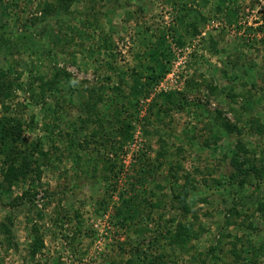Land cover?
<instances>
[{
  "label": "rangeland",
  "instance_id": "374dc122",
  "mask_svg": "<svg viewBox=\"0 0 264 264\" xmlns=\"http://www.w3.org/2000/svg\"><path fill=\"white\" fill-rule=\"evenodd\" d=\"M65 1L0 0V69L10 66L17 84L7 102L24 122L25 146L46 155L30 154L33 169L0 189V264H144L160 256L165 264H264V134L247 125L253 117L264 123V0ZM156 61L168 70L130 107L133 138L114 154L91 137L94 119L81 122L85 89L109 99L120 79L129 94ZM56 68L70 73L62 93L42 96L39 81L29 89L33 75ZM69 84L79 88L74 95ZM249 92L254 107L246 110ZM98 102L100 111L110 104ZM230 149L260 172L238 173ZM107 158L116 161L109 172ZM185 183L186 216L202 229L180 251L165 230L186 218L169 203ZM136 193L143 211L122 226L119 196Z\"/></svg>",
  "mask_w": 264,
  "mask_h": 264
},
{
  "label": "trees",
  "instance_id": "16d2710c",
  "mask_svg": "<svg viewBox=\"0 0 264 264\" xmlns=\"http://www.w3.org/2000/svg\"><path fill=\"white\" fill-rule=\"evenodd\" d=\"M72 0H66V7H68L69 2ZM222 1V0H219ZM222 3V2H221ZM48 9L50 12L53 10L52 4L48 5ZM182 7V6H181ZM220 7V5H219ZM44 9H47L44 8ZM183 9V7H182ZM29 32V31H28ZM27 33V32H26ZM105 43L108 45L107 36L102 37ZM8 43V40L5 41ZM211 49L214 51H218L216 46V42L211 45ZM169 51V50H168ZM166 55V54H165ZM164 55V56H165ZM10 66L6 69H0V99L2 100V111L3 114L0 116V159L1 160V173L2 180H0V189L4 188L5 185L10 183L12 180L18 178L21 174H24L27 169H33V163L36 162V158H29L30 154H43L44 152L38 148L36 143H31L29 146H25V136L23 134L24 122L18 117L13 116L12 106L9 101L10 98L14 96L15 85H17L13 80H9L10 75ZM168 70L167 66L163 61H156L151 65L150 71L147 75V81L145 83L141 82L140 78L135 77L134 82L130 85V95L125 92V89L122 86V83L119 81L116 85L109 87L107 92L113 94L108 99L106 91H100L95 87L86 88L85 90L88 92L86 100H83V106L88 116L81 119L83 126L86 123L90 122V119H94L95 128L91 131V137L94 138V141L98 143L100 146L106 147L108 150L111 148L114 149V154H117V150H122L127 142L131 141L133 138V124L132 119L134 118V114L130 111L131 106L138 105V97L139 94L143 91H147L149 93V89L155 84L159 77L162 76ZM139 75V74H138ZM70 78V73L64 68H56L52 76L48 77L45 73H38L33 75V80L29 83V89L34 92V88H36V82L39 81V90L42 96L45 94H49L51 96H56L63 92L65 88L64 81H67ZM233 87H231L232 89ZM79 88H72L69 84L68 90H70V95H74V92ZM232 94V93H231ZM171 99L170 95L167 94ZM107 98V99H106ZM109 107L105 109V111L99 110V102L109 101ZM255 100L252 97L251 92H249L244 97V107L246 110H251L254 105L253 101ZM155 102L153 105H157ZM161 112V108L158 109ZM241 113L236 114V121H240ZM260 116V115H259ZM95 117V118H93ZM242 119V118H241ZM115 126V134L110 135L109 128L111 125ZM223 125L228 130H233L238 128L237 122L234 124L229 122H223ZM247 125L249 129H252L251 132H257L259 134H264V123L261 121V117H253L252 120L247 121ZM87 126V125H86ZM112 126V128H114ZM88 143V141H86ZM86 143V144H87ZM239 150L242 149L241 146H238ZM166 150V149H165ZM231 155V163L234 165L235 169L239 171L241 174H249L250 171H253L255 174L259 173V168L256 166L255 160L251 161L250 166H244V161L235 151V149L229 150ZM163 153V152H162ZM44 156L45 153H44ZM35 157V156H34ZM146 165V164H145ZM116 166V161L111 160L109 158L106 159L105 162V171L109 172L110 169L113 170ZM149 169L146 166L142 167L141 174L147 173L146 170ZM149 171V170H148ZM104 179H108L109 175H103ZM187 183H190L188 180ZM194 185L192 184V187ZM189 190L188 184L182 185L179 192H176L175 195L171 197L169 203L177 205L179 204L180 210L184 212L185 220L181 219L175 224L172 228H167L165 230V239L169 242V244H173L175 247L179 248L180 251H186L187 249L192 247L191 241L193 239L199 238L201 233L202 226L201 224L195 223V221H191L187 218V214L191 212V205L187 201V192ZM142 203L144 200L139 198V194H132L129 197L120 194L119 202L115 206V214L119 219L122 226L129 225L135 220L137 214L140 211H143ZM160 205V202L154 204V206ZM144 215V214H143ZM147 217L149 214L146 215ZM197 217V215H195ZM195 224L198 227H195ZM4 231L9 232V228L7 224H3ZM43 241L39 238L35 239L30 246V253L34 255L36 252L40 251L43 246ZM124 249V248H123ZM162 260V256L156 259H152L150 261L144 262V264H165Z\"/></svg>",
  "mask_w": 264,
  "mask_h": 264
}]
</instances>
